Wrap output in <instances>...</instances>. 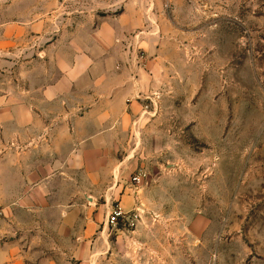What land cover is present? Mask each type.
<instances>
[{"label": "rangeland", "instance_id": "1", "mask_svg": "<svg viewBox=\"0 0 264 264\" xmlns=\"http://www.w3.org/2000/svg\"><path fill=\"white\" fill-rule=\"evenodd\" d=\"M87 41L149 77L112 175L132 192L147 173L130 212L157 221L140 232L185 264H264V0H0V96L30 101L68 64L64 47ZM103 199L88 197L86 240L68 220L55 242L25 240L27 260L135 264L137 227L109 224Z\"/></svg>", "mask_w": 264, "mask_h": 264}, {"label": "crops", "instance_id": "2", "mask_svg": "<svg viewBox=\"0 0 264 264\" xmlns=\"http://www.w3.org/2000/svg\"><path fill=\"white\" fill-rule=\"evenodd\" d=\"M111 28L93 33H118ZM73 45L64 47L69 62L55 78L33 84L30 101L0 96V264H34L22 243L55 242L57 226L68 220L77 221L78 237L86 240L89 196L119 201L126 211L139 198L129 186L112 185V175L119 180L120 149L134 142L149 77L115 56L97 60L90 41ZM153 221L137 218L132 225L136 234L128 243L142 255L135 264H185L167 236L140 232Z\"/></svg>", "mask_w": 264, "mask_h": 264}, {"label": "built area", "instance_id": "3", "mask_svg": "<svg viewBox=\"0 0 264 264\" xmlns=\"http://www.w3.org/2000/svg\"><path fill=\"white\" fill-rule=\"evenodd\" d=\"M146 177L147 173L144 170H139L138 172H135L130 179V185L132 188H134L133 190H135L136 192L139 191L143 187ZM137 216L138 215L136 213L133 214L130 211H126L122 207L120 202L116 201L113 204L112 209L109 213L108 222L113 226H117L119 224L132 226Z\"/></svg>", "mask_w": 264, "mask_h": 264}]
</instances>
